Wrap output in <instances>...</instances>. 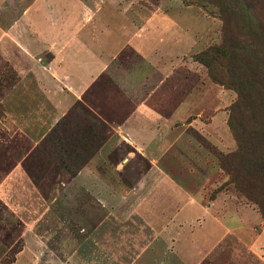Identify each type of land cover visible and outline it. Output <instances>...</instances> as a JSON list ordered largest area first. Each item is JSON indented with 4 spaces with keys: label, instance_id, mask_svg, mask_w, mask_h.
<instances>
[{
    "label": "rangeland",
    "instance_id": "1",
    "mask_svg": "<svg viewBox=\"0 0 264 264\" xmlns=\"http://www.w3.org/2000/svg\"><path fill=\"white\" fill-rule=\"evenodd\" d=\"M114 22L140 30L111 70L142 69L145 48L168 53L149 99L172 120L158 126L164 151L114 142L92 169L106 189L70 178L89 139L111 133L105 120L131 112L129 93L100 76L88 100L102 117L77 103L28 151L22 183L5 182L20 146L0 103V264H264V0H0V100L53 44L96 41Z\"/></svg>",
    "mask_w": 264,
    "mask_h": 264
},
{
    "label": "crops",
    "instance_id": "2",
    "mask_svg": "<svg viewBox=\"0 0 264 264\" xmlns=\"http://www.w3.org/2000/svg\"><path fill=\"white\" fill-rule=\"evenodd\" d=\"M104 26L96 41H89L87 38L64 43L58 41V44H53L52 58L47 60L46 64L40 63V58L37 57L34 61L31 60L33 64L30 69L21 68L15 71V84L4 92L0 100L3 108V133L7 139L11 140L12 136H15V140L19 139L20 146L17 160L5 174V182L11 179L22 183L26 173L22 161L28 151L36 148L48 131L62 122L77 103H83L96 116L102 117L100 111L92 104L96 105V102L88 100L97 83L95 80L100 76L113 80L124 92L129 93L131 112L117 122L105 120L104 126H107L111 133L109 136L103 135L104 137L99 134L98 138L94 135L89 139L93 144L89 145L92 149L89 150L88 160L78 172L71 174L70 178L78 180L90 190L106 189V182L102 177H96L92 169L109 157L114 142H126L146 158L157 157L163 153L164 147L156 138L158 126L163 129L165 125L170 126L172 120L160 117L149 99L152 93L151 72L155 70V62L157 58L164 60L168 53L162 50L157 56L150 54L145 48L142 56L146 64L142 69L113 71L110 69L115 61L113 54L128 42L136 45L135 39L138 38L134 34H138L140 29H132L121 22ZM161 30L156 29L157 32ZM36 35L39 39L40 34L37 32ZM12 41L27 52L23 42ZM145 41L150 44L149 39ZM42 43L45 42L40 45ZM23 55L25 59L28 58L25 53ZM139 88L144 92L140 100ZM134 89H137V93H134ZM28 142L31 144L30 149L27 148ZM151 170H154V166ZM160 174L165 176L164 173Z\"/></svg>",
    "mask_w": 264,
    "mask_h": 264
},
{
    "label": "trees",
    "instance_id": "3",
    "mask_svg": "<svg viewBox=\"0 0 264 264\" xmlns=\"http://www.w3.org/2000/svg\"><path fill=\"white\" fill-rule=\"evenodd\" d=\"M237 182H238V184H239L241 181H240V182L237 181ZM240 184H241V183H240ZM240 184H239V185H240ZM241 188H242L243 191L247 194L248 197H251V198H252V195L250 194V192H248V190L245 188V186H241Z\"/></svg>",
    "mask_w": 264,
    "mask_h": 264
}]
</instances>
